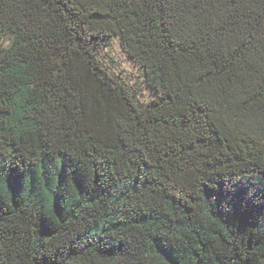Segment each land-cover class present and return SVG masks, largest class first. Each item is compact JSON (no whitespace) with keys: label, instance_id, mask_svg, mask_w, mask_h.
<instances>
[{"label":"trees","instance_id":"obj_1","mask_svg":"<svg viewBox=\"0 0 264 264\" xmlns=\"http://www.w3.org/2000/svg\"><path fill=\"white\" fill-rule=\"evenodd\" d=\"M0 264H264V0H0Z\"/></svg>","mask_w":264,"mask_h":264},{"label":"rangeland","instance_id":"obj_2","mask_svg":"<svg viewBox=\"0 0 264 264\" xmlns=\"http://www.w3.org/2000/svg\"><path fill=\"white\" fill-rule=\"evenodd\" d=\"M98 59L113 77L129 87L137 102L145 104L153 97L154 92L144 83L141 70L128 58L117 39H111L99 50Z\"/></svg>","mask_w":264,"mask_h":264}]
</instances>
